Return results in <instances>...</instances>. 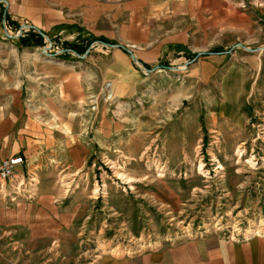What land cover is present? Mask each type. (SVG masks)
I'll use <instances>...</instances> for the list:
<instances>
[{
	"label": "rangeland",
	"instance_id": "1",
	"mask_svg": "<svg viewBox=\"0 0 264 264\" xmlns=\"http://www.w3.org/2000/svg\"><path fill=\"white\" fill-rule=\"evenodd\" d=\"M213 5L225 18L213 36L172 47L144 74L132 64L127 98L103 80L109 46L62 55L63 41L89 36L43 33L40 48L5 50L28 53L24 87L59 91L75 119L47 120L41 156L26 163L35 174L0 185V264H97L209 232L264 236V0ZM4 26L12 40L34 30Z\"/></svg>",
	"mask_w": 264,
	"mask_h": 264
},
{
	"label": "crops",
	"instance_id": "2",
	"mask_svg": "<svg viewBox=\"0 0 264 264\" xmlns=\"http://www.w3.org/2000/svg\"><path fill=\"white\" fill-rule=\"evenodd\" d=\"M213 2L3 0L2 6L15 23L16 27L8 26L13 31L26 23L30 29H38L53 37L66 33L70 36L75 32L114 42L118 47H109L110 51L113 50L112 61L105 66L103 80L115 97L127 98L136 92L139 83L134 73L137 71L131 72L132 64L144 74L146 66L158 62L162 54L168 55L172 47L188 48L199 34L206 38L213 36L216 22L225 19L214 15ZM200 13L209 15L206 23H200V18L204 20ZM7 38L0 35V160L21 157L24 164L17 171L35 174V168L26 163L28 159L34 162L41 156L38 154L39 143H42L41 137L49 132L46 121L75 118L71 119L69 103L64 102L59 91V96L54 98L48 91L49 87L42 95L36 89L24 87L21 63L23 55L28 57V53L6 52L7 49L20 47L17 40ZM124 48L134 54L138 64L132 61ZM33 63L37 74L38 62L34 59ZM34 77L35 74L30 76L31 81H35ZM48 82L51 83L52 79H47ZM65 87L61 82L57 88L61 90ZM24 90L30 94L24 96ZM56 103L65 106L59 108ZM247 237L244 236L245 240L230 239L221 233L209 232L183 238L174 245L161 244L122 257L108 256L97 264H264V236Z\"/></svg>",
	"mask_w": 264,
	"mask_h": 264
},
{
	"label": "trees",
	"instance_id": "3",
	"mask_svg": "<svg viewBox=\"0 0 264 264\" xmlns=\"http://www.w3.org/2000/svg\"><path fill=\"white\" fill-rule=\"evenodd\" d=\"M3 15H4V20L8 26L10 25L12 27H16L15 23L10 20V17L8 16V14L7 13L4 14V7L2 6V3H0V22L3 19ZM78 40L79 42H82V43L79 44L77 42L70 43L67 41H63L61 45H62V48H64L63 49L64 53L62 55L67 56L69 55L68 52H75L78 55H83L86 52L87 48L95 42H101V43L114 45V42H111L103 37L95 38V37L89 36V37L83 38L81 36H78ZM17 43L21 48L22 47L40 48L44 44V39L42 35L39 34L38 32L34 30H29L25 36L23 37L21 36L18 38ZM195 56L196 54L191 55L192 58H194Z\"/></svg>",
	"mask_w": 264,
	"mask_h": 264
},
{
	"label": "built area",
	"instance_id": "4",
	"mask_svg": "<svg viewBox=\"0 0 264 264\" xmlns=\"http://www.w3.org/2000/svg\"><path fill=\"white\" fill-rule=\"evenodd\" d=\"M24 164V160L21 157L13 156L3 160H0V185L2 187L6 186L7 184H12L14 189H17L22 185L20 182L16 184V178L19 175L17 171L18 167H21ZM256 236H261L257 234ZM246 238H242L245 240Z\"/></svg>",
	"mask_w": 264,
	"mask_h": 264
},
{
	"label": "water",
	"instance_id": "5",
	"mask_svg": "<svg viewBox=\"0 0 264 264\" xmlns=\"http://www.w3.org/2000/svg\"><path fill=\"white\" fill-rule=\"evenodd\" d=\"M1 2H3V0H0ZM6 13V11L4 12V14ZM2 24H3V26H4V24H5V20H4V15H3V19H2ZM21 28H22V26L20 27V29H19V31H21ZM32 29H34V28H32ZM4 32H5V34L8 36V37H11V36H9L6 32H7V29H6V27L4 26ZM36 32H38L39 34H41L42 35V37H43V39L45 38V35L43 34V32H41V31H39V30H36V29H34ZM11 38H13V37H11ZM101 43V42H100ZM103 45H106V46H109V47H118V45H112V44H106V43H102ZM245 50H248V51H250V52H253V50H251V49H249V48H245V47H243ZM124 50L130 55V57H131V59H132V61L135 63V64H138V60L136 59V57L134 56V54H132L131 53V51L129 50V49H127V48H124ZM64 52V51H63ZM72 53H74L75 55H77V56H80V55H78L77 53H75V52H72ZM199 55V54H198ZM156 68V67H155ZM154 68V69H155ZM168 69H172V68H168ZM148 71H151V70H148Z\"/></svg>",
	"mask_w": 264,
	"mask_h": 264
}]
</instances>
